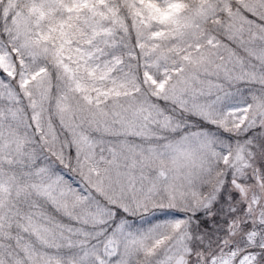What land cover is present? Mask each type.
I'll return each mask as SVG.
<instances>
[{"label": "snow or ice", "instance_id": "obj_1", "mask_svg": "<svg viewBox=\"0 0 264 264\" xmlns=\"http://www.w3.org/2000/svg\"><path fill=\"white\" fill-rule=\"evenodd\" d=\"M0 264H264V0H0Z\"/></svg>", "mask_w": 264, "mask_h": 264}]
</instances>
